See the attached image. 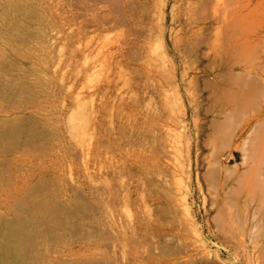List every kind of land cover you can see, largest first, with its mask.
Segmentation results:
<instances>
[{"label": "rangeland", "instance_id": "374dc122", "mask_svg": "<svg viewBox=\"0 0 264 264\" xmlns=\"http://www.w3.org/2000/svg\"><path fill=\"white\" fill-rule=\"evenodd\" d=\"M11 223L30 264H264V0H0Z\"/></svg>", "mask_w": 264, "mask_h": 264}, {"label": "bare ground", "instance_id": "6f19581e", "mask_svg": "<svg viewBox=\"0 0 264 264\" xmlns=\"http://www.w3.org/2000/svg\"><path fill=\"white\" fill-rule=\"evenodd\" d=\"M229 26H227V28H230L231 29V26L230 24H227ZM224 26V25H223ZM226 27L224 29H227ZM237 28V27H236ZM223 27H222V31L224 30ZM235 29V28H234ZM233 31V30H232ZM238 32V30H236ZM235 31V32H236ZM224 32V31H223ZM234 33V35L237 34ZM233 35V34H232ZM240 36V34H238ZM243 36V35H241ZM244 42H242V45H243ZM241 44V43H240ZM242 45H238V46H242ZM236 47L234 49L237 48V50L241 51L240 47L238 48L237 45H235ZM233 49V48H232ZM233 49V50H234ZM236 50V51H237ZM236 55H240L241 53L237 54ZM228 52V51H227ZM230 52V51H229ZM242 52V51H241ZM227 53L225 52V55ZM231 55V54H230ZM228 56V54H227ZM233 56V55H232ZM230 56V57H232ZM234 57V56H233ZM239 58L241 56H238ZM237 58V57H235ZM241 98L243 97L245 99V92L243 90H241ZM239 104H237L238 106ZM253 108L257 111V113L261 114V112L263 111V108H261L259 105H253ZM253 123V119H248L246 120L242 125H241V129H242V132H241V135L243 134V132L247 129H250L251 125ZM239 129V128H238ZM237 129V130H238ZM241 131V130H240ZM234 139V138H233ZM230 144V143H229ZM252 186V185H251ZM12 224V223H11ZM18 225V223L15 225V224H12L8 230H7V233L5 234L6 236V244L5 246H0V264H30L28 258L22 253V246L24 244V239L23 238L24 236H22V228L19 227L17 228L16 226ZM20 225V224H19ZM22 230V231H21ZM24 232V231H23Z\"/></svg>", "mask_w": 264, "mask_h": 264}]
</instances>
